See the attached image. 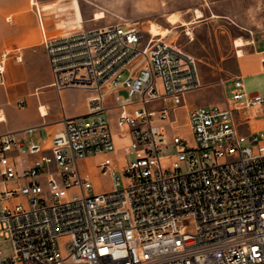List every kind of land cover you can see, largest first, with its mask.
<instances>
[{"label":"built area","instance_id":"2783aa9c","mask_svg":"<svg viewBox=\"0 0 264 264\" xmlns=\"http://www.w3.org/2000/svg\"><path fill=\"white\" fill-rule=\"evenodd\" d=\"M43 43L52 87L93 91L47 143L0 133V264H264V93L235 74L223 102H193L195 55L137 22Z\"/></svg>","mask_w":264,"mask_h":264},{"label":"rangeland","instance_id":"374dc122","mask_svg":"<svg viewBox=\"0 0 264 264\" xmlns=\"http://www.w3.org/2000/svg\"><path fill=\"white\" fill-rule=\"evenodd\" d=\"M29 1L30 7L33 4L40 6L51 5L42 3L40 0H36L35 3L32 0ZM73 1L77 4V0ZM84 1L94 6V11L90 14L92 19H95L97 11H105L106 16L92 20L97 25L112 21H128L137 22L141 28L146 30L150 22L156 21L163 26L173 27L172 32L164 36V38L176 41L185 50L194 54L198 62L204 85L190 94L191 100L198 104L223 102L225 91L227 90L228 96L231 94V78L237 74L239 69L236 55V51L239 54V47L235 44V39L241 34L249 36L252 32H264V0H237L239 1L238 4L234 3L233 0H229L228 4V0H210L211 7L207 6L206 13L204 12L206 16L204 14L200 21L193 26L189 24L187 27L182 26L186 25L183 24L187 21L186 17H184L182 11L177 9H184L189 5L180 0H160L159 4H151L150 8H146V10H142L139 4L140 0H118L117 2L115 0ZM163 1L165 4H162ZM200 2L201 0H197L190 4L195 6L193 7L194 15L196 8L203 9ZM62 6V4H58V8H62ZM211 10L213 15L209 17ZM179 21H182V23L179 24ZM64 26L62 23H57L54 32H62L66 28ZM258 46H263V43L259 42ZM8 66V75L12 76L16 75L21 67L16 64L14 59L9 60ZM126 76L127 73H124L123 78ZM46 79L44 67L41 65L34 67L30 82L36 84ZM243 80L248 91H261L264 93V73L248 74ZM92 91V89L83 87H68L65 90L63 89V92H60L55 87L45 86L38 96L32 95L30 97L28 110L36 109L38 100L51 103L52 111L75 110L78 109V105ZM119 92L123 95L127 94L126 89H120ZM91 117L92 115L84 116L85 119ZM94 176L97 188L107 189L111 187L112 177L109 174L95 172ZM0 247L2 249L0 257H2L10 255L14 246L10 239H4L1 241ZM64 264L74 263L65 262Z\"/></svg>","mask_w":264,"mask_h":264},{"label":"crops","instance_id":"0c3cea01","mask_svg":"<svg viewBox=\"0 0 264 264\" xmlns=\"http://www.w3.org/2000/svg\"><path fill=\"white\" fill-rule=\"evenodd\" d=\"M117 1L115 0V2ZM180 1L189 6L177 10L182 11L192 26L204 17H195L194 15L193 7L195 6L190 4L197 0ZM233 1L237 4L239 2ZM40 2L51 5L40 6L31 2L33 6L30 7L29 0H0V54L4 50L10 51L6 59L5 82H0V113L4 115V117L0 116V133L14 132L17 136L26 138V141L38 140L47 143L53 133L62 127L63 115L73 116L88 111L87 98L92 92L82 100L78 109L75 110L52 111V104L42 100H38L36 109L28 110L30 97L32 95L38 96L43 87L51 86L52 75L49 57L43 43L45 33L49 35L64 34L94 26L96 23L92 21L95 19L90 16L94 11V6L84 0H77V4L73 0H40ZM228 2L230 1L228 0L227 4ZM154 3L159 4L160 0L139 1L142 10L150 8V5ZM200 3L205 13L206 7H211L210 0H201ZM58 4H62V8H58ZM212 10L209 17L213 15ZM62 20L66 21V26H64L66 28L62 32H54L56 24ZM178 23L181 24L182 21ZM182 26L187 27L188 25ZM241 36L248 37L251 43L243 46L245 49L243 55H239L236 51L239 63L237 74H242L244 77L248 74H263L264 32H252L249 36L244 34ZM259 42H262L263 46L259 47ZM11 59H14L16 64L21 66L19 72L13 76L8 75V62ZM37 65L44 67L47 79L32 84L30 82L31 73ZM66 88L63 87L64 90ZM63 89L58 91L63 92ZM20 99H24L26 102L23 106L18 105L17 101ZM41 104L46 105V114L40 112L39 106ZM29 127H34L32 132L28 130ZM13 156L19 162V167L28 164L31 158L26 152H14ZM91 159L93 160L95 157H91Z\"/></svg>","mask_w":264,"mask_h":264},{"label":"bare ground","instance_id":"6f19581e","mask_svg":"<svg viewBox=\"0 0 264 264\" xmlns=\"http://www.w3.org/2000/svg\"><path fill=\"white\" fill-rule=\"evenodd\" d=\"M32 2H36V0H32ZM204 10L201 9V8H196L195 9V17H202L204 16ZM103 16H106L105 15V11L103 10H100V11H97L95 13V19H99L100 17H103ZM194 20V19H193ZM60 23L64 25H66V21L65 20H62ZM183 24H191V22H189L188 20L185 21ZM146 30L147 32H150L152 34H154V36H167L170 32H172L173 30V27H170V26H163L162 24H160L159 22H156V21H152L149 23V25L146 27ZM191 31V30H190ZM251 42V40L249 38H245L243 36H239L238 38L235 39V44L239 47L238 48V51H239V54L240 55H243L244 52H245V49L243 48V45L247 44ZM41 110L44 114L47 113V107L45 104H41ZM0 116H3V113H0Z\"/></svg>","mask_w":264,"mask_h":264}]
</instances>
